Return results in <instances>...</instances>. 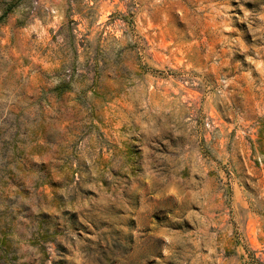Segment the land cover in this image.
Segmentation results:
<instances>
[{
    "label": "rangeland",
    "instance_id": "rangeland-1",
    "mask_svg": "<svg viewBox=\"0 0 264 264\" xmlns=\"http://www.w3.org/2000/svg\"><path fill=\"white\" fill-rule=\"evenodd\" d=\"M0 264H264V0H0Z\"/></svg>",
    "mask_w": 264,
    "mask_h": 264
}]
</instances>
